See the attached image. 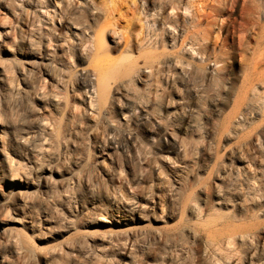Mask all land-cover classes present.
I'll return each mask as SVG.
<instances>
[{
    "label": "rangeland",
    "instance_id": "rangeland-1",
    "mask_svg": "<svg viewBox=\"0 0 264 264\" xmlns=\"http://www.w3.org/2000/svg\"><path fill=\"white\" fill-rule=\"evenodd\" d=\"M240 4L237 0L233 18L238 19ZM259 15L255 36L239 47L236 36L219 30L222 13L214 36L199 43L201 54L193 58L188 52L172 55L179 47L166 33L185 32L190 16L172 13L158 0H0V102L7 97L5 80L22 86L33 61L36 91L52 90L72 111H54L32 93L33 107L61 129L70 121L69 157L73 167L90 172L87 187L80 185L69 208L45 196V203L20 208V189L8 184L0 164V221L4 211L16 218L9 224L37 248L85 229L160 231L148 249L144 239L131 246L123 236L111 245L97 243L103 251L97 264H264V17ZM101 27L114 70L110 76L129 75L132 82L96 116L79 75L85 71L94 79L91 45ZM216 55L222 64L213 65ZM0 130L8 141L9 130L3 125ZM9 143V151H21L19 143ZM135 204L140 212L132 211ZM98 215L114 224L94 221ZM52 228L56 232L48 241L38 237ZM0 264L46 263L9 248L0 250Z\"/></svg>",
    "mask_w": 264,
    "mask_h": 264
},
{
    "label": "bare ground",
    "instance_id": "bare-ground-1",
    "mask_svg": "<svg viewBox=\"0 0 264 264\" xmlns=\"http://www.w3.org/2000/svg\"><path fill=\"white\" fill-rule=\"evenodd\" d=\"M240 1L239 17L236 19L232 17V13L237 0H158L160 7L164 8L169 6L172 13L190 16V28L188 27L189 29L185 32H177L176 30L166 32L168 33L167 36L170 39L171 45L173 44L174 48H176V46L179 47L178 51L176 50L171 54H176L177 56V53L188 52L191 53L193 58L201 54L199 43L204 39L206 40L209 36H214L212 35V30L216 24L215 20L216 18L219 19L222 13L226 14L224 18L225 21H223L224 19L219 21L220 25H218V28L219 30L225 29L223 36H236L237 39H235L239 47L244 43L248 44V36H255L256 34L254 30L259 25V14L264 17V0L261 2H259V0ZM191 8L193 10H191L192 12L189 10ZM103 11L105 15H110L111 13L109 9H104ZM103 28L104 27H101L100 30L95 33V41H93L91 45V57H93V60L91 62L92 64H90L93 69H89L94 79L91 80L89 73L85 71L79 75V82L84 87L87 93L86 95H88L87 97L90 100V110L93 114H96V116L103 112L104 104L108 99L112 100V103H114L117 92L127 89L132 82L131 77H128L129 75H124L125 78L120 80L111 77L114 70L112 71L113 66L107 57V50L103 38ZM261 29V36H264V27L261 26ZM114 33L112 32V34ZM212 62L214 63L213 65L222 64V61L217 55L212 59ZM2 63H0V69L3 68L2 66L4 64ZM32 63L33 61L27 64L26 74L28 75H22L21 77L22 86H17V84L15 85L12 82H8L10 81L9 77L4 82L6 86L4 88V95L7 97H3V102H0V116H3L2 123L0 122V129L2 125L5 129L7 128L10 137L8 141H4L3 133L0 130L1 169L6 173L5 178L8 184L13 188L20 189L17 196V206L20 208L32 207L31 204L33 203H45L43 196L51 199L55 205L57 204L69 208L71 202L79 198L80 185L83 183L85 187H87L88 175L90 172L88 173L85 169L80 170L78 167H73L74 163L71 162L69 157L70 147L72 146L71 139L73 138H67L66 131L69 129L68 123L70 121L67 123V119V121L64 122L63 129H61V127L56 126L54 120L47 118L48 116L45 117L43 114L39 113V110L33 107L31 102L32 93L37 96L41 104L49 105L54 111L62 110L68 113L72 111V106L67 101H63L60 96L52 90L44 92L36 91L33 85L34 82L30 76V74L32 75L33 73ZM132 63L134 64V62ZM180 63L182 64L181 61ZM178 64L179 61L176 65ZM5 68H8V66ZM130 71L131 68L128 66V69L125 70V74ZM139 71V69L138 71L136 69V76L134 74V76H131L137 77ZM122 75L120 77H122ZM249 78L251 79L250 75ZM251 80H249V83ZM246 93L244 96H246ZM9 141L19 143L21 151H9L12 149ZM172 141L173 139L168 142L172 144ZM147 179H149V176ZM139 206L141 205L139 204ZM139 206L137 204L132 206V211L140 212ZM188 209L191 213H195L194 207ZM11 220H16V218L14 219L11 216L7 217L4 211L2 221H0V250L5 251L9 248L15 249L17 252L24 254L29 261L38 255L46 264H82V262L97 264L95 261L96 258L103 254V251L97 243L111 245L114 241H117L119 237L123 236L131 243V246H133L136 240L144 239L145 249H148L151 239L161 235L160 231L157 229L150 231H133L129 230L127 227L120 226L119 228H112L108 231L101 232L79 229L80 231H75L72 237H64L61 235L63 239L60 242L51 243L43 248H37L24 235L20 234L21 231H17L16 227L9 224ZM94 221L108 225L114 224L112 219L103 215H98ZM71 223L69 224V228L73 229V224ZM52 230L53 232L49 230L47 234L43 231H39L37 235L39 238L48 241V238L50 239V236L56 232L54 228H52ZM166 237L172 238V236Z\"/></svg>",
    "mask_w": 264,
    "mask_h": 264
}]
</instances>
